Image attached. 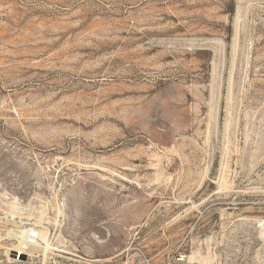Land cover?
<instances>
[{"label":"rangeland","instance_id":"374dc122","mask_svg":"<svg viewBox=\"0 0 264 264\" xmlns=\"http://www.w3.org/2000/svg\"><path fill=\"white\" fill-rule=\"evenodd\" d=\"M263 224L264 0H0V264H264Z\"/></svg>","mask_w":264,"mask_h":264},{"label":"bare ground","instance_id":"6f19581e","mask_svg":"<svg viewBox=\"0 0 264 264\" xmlns=\"http://www.w3.org/2000/svg\"><path fill=\"white\" fill-rule=\"evenodd\" d=\"M11 206L17 212H18V209L21 208L20 205L17 203H12ZM15 211L14 212L11 211L8 214V219L12 221L14 224H18L20 222L22 223L23 222L22 216L19 213L17 214V212L15 213ZM40 219H43V218H40ZM27 230L22 229L19 231L17 230L14 231L15 237L18 240V244L15 245V247L11 249V250H15L16 253L18 254V256H16L15 259H21L23 254H31V255L43 254L44 256H46L48 254V251L52 248L49 242L48 228L40 225V228H37L36 233H33L35 234L34 236L36 237H32L33 236L31 235L32 233H29ZM186 258L188 259L187 261H190L193 263L199 262V263H204V264H212L210 256H206V255L203 256L198 251H196L195 253L191 255L186 256Z\"/></svg>","mask_w":264,"mask_h":264},{"label":"built area","instance_id":"2783aa9c","mask_svg":"<svg viewBox=\"0 0 264 264\" xmlns=\"http://www.w3.org/2000/svg\"><path fill=\"white\" fill-rule=\"evenodd\" d=\"M32 234L31 235H33L32 237H36V236H34L35 234H33V233H36V232H31Z\"/></svg>","mask_w":264,"mask_h":264}]
</instances>
